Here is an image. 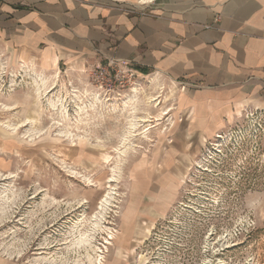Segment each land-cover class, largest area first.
<instances>
[{
    "label": "rangeland",
    "instance_id": "rangeland-1",
    "mask_svg": "<svg viewBox=\"0 0 264 264\" xmlns=\"http://www.w3.org/2000/svg\"><path fill=\"white\" fill-rule=\"evenodd\" d=\"M91 69L0 43V264H264V110L197 131L179 84Z\"/></svg>",
    "mask_w": 264,
    "mask_h": 264
},
{
    "label": "crops",
    "instance_id": "crops-1",
    "mask_svg": "<svg viewBox=\"0 0 264 264\" xmlns=\"http://www.w3.org/2000/svg\"><path fill=\"white\" fill-rule=\"evenodd\" d=\"M146 8L0 0V43L50 67L116 58L137 75L177 83L182 109L201 117L197 131L219 129L242 105L264 110V0H162Z\"/></svg>",
    "mask_w": 264,
    "mask_h": 264
},
{
    "label": "built area",
    "instance_id": "built-area-1",
    "mask_svg": "<svg viewBox=\"0 0 264 264\" xmlns=\"http://www.w3.org/2000/svg\"><path fill=\"white\" fill-rule=\"evenodd\" d=\"M91 73L96 79H104L108 83H118L124 87L133 83L136 72L128 62L120 61L116 58H109L105 62H100L92 66Z\"/></svg>",
    "mask_w": 264,
    "mask_h": 264
},
{
    "label": "trees",
    "instance_id": "trees-1",
    "mask_svg": "<svg viewBox=\"0 0 264 264\" xmlns=\"http://www.w3.org/2000/svg\"><path fill=\"white\" fill-rule=\"evenodd\" d=\"M139 71L142 72V73H144V74L149 73V70L148 69H145V68H140Z\"/></svg>",
    "mask_w": 264,
    "mask_h": 264
},
{
    "label": "bare ground",
    "instance_id": "bare-ground-1",
    "mask_svg": "<svg viewBox=\"0 0 264 264\" xmlns=\"http://www.w3.org/2000/svg\"><path fill=\"white\" fill-rule=\"evenodd\" d=\"M152 0H139L138 2H140V3H149V2H151Z\"/></svg>",
    "mask_w": 264,
    "mask_h": 264
}]
</instances>
